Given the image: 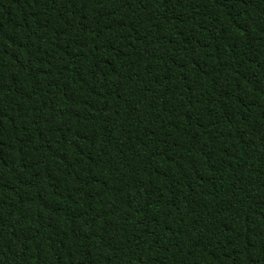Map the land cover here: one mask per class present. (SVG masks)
Returning a JSON list of instances; mask_svg holds the SVG:
<instances>
[{"label":"trees","instance_id":"obj_1","mask_svg":"<svg viewBox=\"0 0 264 264\" xmlns=\"http://www.w3.org/2000/svg\"><path fill=\"white\" fill-rule=\"evenodd\" d=\"M0 264H264V0H0Z\"/></svg>","mask_w":264,"mask_h":264}]
</instances>
